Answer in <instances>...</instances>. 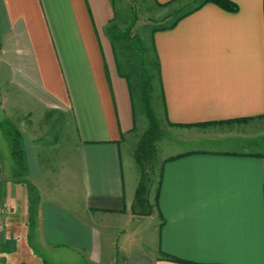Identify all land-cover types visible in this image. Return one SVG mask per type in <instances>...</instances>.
<instances>
[{
  "label": "crops",
  "instance_id": "1",
  "mask_svg": "<svg viewBox=\"0 0 264 264\" xmlns=\"http://www.w3.org/2000/svg\"><path fill=\"white\" fill-rule=\"evenodd\" d=\"M229 1L150 36L163 118L192 129L165 146L154 212L133 216L122 148L134 160L143 112L107 33L113 1L0 0V264H264L262 134L192 132L264 119V0ZM53 131L74 143L42 144Z\"/></svg>",
  "mask_w": 264,
  "mask_h": 264
},
{
  "label": "rangeland",
  "instance_id": "2",
  "mask_svg": "<svg viewBox=\"0 0 264 264\" xmlns=\"http://www.w3.org/2000/svg\"><path fill=\"white\" fill-rule=\"evenodd\" d=\"M115 9V17L111 22L108 30V36L111 40V44L113 46L114 54L118 63V66L122 71L129 77L131 89H132V97L134 102L136 103V109L139 111L142 110L143 112V104H142V95L140 92V86L142 81L146 79V74H143L144 70L146 71L143 63H148L151 65L152 61L154 60V53L152 50L150 36L152 34L153 29L159 27L161 24H164L163 21L166 20V23L169 22L176 13L186 11L198 5L202 0H176L174 3L170 5V7L162 8L154 4L152 0H112ZM168 18V19H167ZM129 32V36L133 39H128L126 36ZM142 47V48H141ZM148 70V69H147ZM151 71V70H150ZM154 69H152V83L148 88V95L151 100V106L154 111V114L160 124L162 137L156 143V155L153 158L152 162L147 168V175H148V195L149 191L151 194H154L155 189L157 188V182L159 178V168L160 165L165 158V146L167 143L175 142L174 139L175 135L177 134H185L184 132H189L192 128L189 126L185 130L183 128H178L179 126H175V131L173 133L172 126L165 122L163 118V113L161 110V105L159 102V95L156 87V73ZM147 72V71H146ZM138 111V110H137ZM237 124L236 127H241L243 131L248 132L253 136L257 134H262V137H258L257 139L253 140L250 145L252 147H258L262 152H264V119L254 121L251 123L247 122H229L226 126H211L212 124L208 125H201L196 126V129L192 132H195L199 129L203 133L208 134V138L210 140H222L223 137L219 136L220 133H227V131L235 130L236 127H231L228 125ZM214 125V124H213ZM217 125V124H216ZM143 130L137 131L136 136H133V152L134 146L136 145L137 141L139 140L142 133L145 131L146 119L143 112V122H142ZM171 128V129H170ZM244 128V129H243ZM178 131H177V130ZM180 130V131H179ZM257 133V134H256ZM225 136L224 134H222ZM0 139L1 136H0ZM172 140V141H171ZM42 144H48L51 147L53 145L58 146H65L66 144L74 143L75 138L74 136L69 135V133H65L64 131H53L49 135V137H44L40 139ZM0 144L3 145L2 141ZM4 145L6 143L4 142ZM57 153V152H56ZM59 153H57L58 155ZM56 155V154H55ZM64 156V152H63ZM130 157L129 151L125 147L122 148V160L123 166L125 168L126 177L133 178V170L135 169L138 171L134 160ZM132 162L133 167H131L130 171L126 166L127 162ZM67 182L71 184L70 178L66 177ZM57 190V189H56ZM64 192V188L60 189ZM59 190H57L56 196L60 198V193L58 194ZM69 193L66 194L68 197ZM70 196V195H69ZM64 197V196H63ZM134 202V200H133ZM150 203V201H149ZM150 205L152 209L150 210V215L154 212L153 203ZM131 211V208H130ZM138 209L133 210V216H145V215H138L136 212ZM147 216V215H146ZM135 227L137 226L136 223L133 224ZM135 233H133L134 235ZM134 238V237H133ZM56 257V256H55ZM59 257H61L59 255ZM27 264L33 262L32 259L25 258Z\"/></svg>",
  "mask_w": 264,
  "mask_h": 264
},
{
  "label": "trees",
  "instance_id": "3",
  "mask_svg": "<svg viewBox=\"0 0 264 264\" xmlns=\"http://www.w3.org/2000/svg\"><path fill=\"white\" fill-rule=\"evenodd\" d=\"M205 3L216 4L217 6L225 10H234V5L229 0H202L195 7L188 9L186 11H183V12L176 13L174 16H172L169 22L166 23V20H164L163 21L164 24H161L159 27L153 29L152 33L156 30H162V29L173 27L182 17L190 14L191 12L198 9L200 6H202ZM157 5L161 6L159 4ZM109 26L107 27V33L109 30ZM126 37L128 39H133L129 36V32ZM153 53H154V60L152 61L151 65L145 62L143 63V66L145 67L147 71L146 72L144 70L143 74H146L147 78L144 79V81H142V84L140 86V92L142 95L141 99H142V104H143V112H144V116L146 119L147 127L145 131L142 133V135L140 136L139 140L137 141L135 148H134V152H133V157H134L135 163L139 170V178H138L137 188L135 191L134 202L131 207V212L133 213V210L138 209L136 214L145 215V216L150 215L151 213L150 210L152 209V206L150 205L149 200H148V179L149 178L147 175V171H148L147 168L156 155V143L162 137L161 127L152 109L151 100H150V97L147 91L152 83V79H154L151 74L152 69H154L156 73V78H155L156 80H157V76L159 72V62H158L157 56L154 51ZM119 73L122 77L126 79L130 87L131 84H130L129 77L120 68H119ZM220 123H229V122H220ZM201 125H205V124H199L198 126H201ZM10 135H11L10 145H11L12 155L13 157H15L18 165L20 167H23L24 161H23V151H22L21 142H20V135L17 132V130L11 131ZM171 259H173L174 261H180L174 258H171Z\"/></svg>",
  "mask_w": 264,
  "mask_h": 264
},
{
  "label": "built area",
  "instance_id": "4",
  "mask_svg": "<svg viewBox=\"0 0 264 264\" xmlns=\"http://www.w3.org/2000/svg\"><path fill=\"white\" fill-rule=\"evenodd\" d=\"M6 210L3 204L0 203V219L3 215H5Z\"/></svg>",
  "mask_w": 264,
  "mask_h": 264
}]
</instances>
